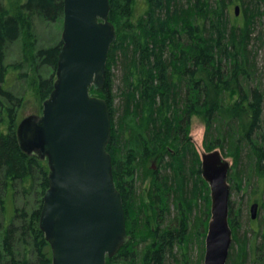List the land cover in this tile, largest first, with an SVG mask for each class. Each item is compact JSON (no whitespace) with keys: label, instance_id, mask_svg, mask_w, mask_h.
<instances>
[{"label":"trees","instance_id":"trees-1","mask_svg":"<svg viewBox=\"0 0 264 264\" xmlns=\"http://www.w3.org/2000/svg\"><path fill=\"white\" fill-rule=\"evenodd\" d=\"M226 1L144 0L137 18L134 0H109L116 39L104 85L90 93L105 99L110 113L106 150L129 240L106 264H200L210 200L188 134L192 116L204 120V148H220L234 158L231 189L244 183L246 191L264 174V56L259 66L264 0H240L233 23ZM61 16L63 0L0 1V121L6 126L0 129V264H52L39 227L49 169L45 160L20 149L15 125L20 101L3 85L7 45L33 38L35 19L52 22ZM60 48L61 42L39 49L31 60L55 71ZM53 83V75L40 80L43 100ZM258 186L259 181L253 193ZM17 196L25 200L23 207L15 205ZM228 208L240 249L228 264H264L263 255L247 260V240L234 234L230 202Z\"/></svg>","mask_w":264,"mask_h":264},{"label":"water","instance_id":"water-1","mask_svg":"<svg viewBox=\"0 0 264 264\" xmlns=\"http://www.w3.org/2000/svg\"><path fill=\"white\" fill-rule=\"evenodd\" d=\"M109 11V0H63L53 89L41 115H29L16 127L20 149L47 160L49 185L39 227L52 264H106L129 240L106 150L110 113L105 99L90 94L91 88L104 85L108 52L116 39ZM200 160L211 198L203 264H226L232 243L231 165L218 149L202 153ZM257 206H250L252 219Z\"/></svg>","mask_w":264,"mask_h":264},{"label":"rangeland","instance_id":"rangeland-1","mask_svg":"<svg viewBox=\"0 0 264 264\" xmlns=\"http://www.w3.org/2000/svg\"><path fill=\"white\" fill-rule=\"evenodd\" d=\"M0 1L3 3L5 2V0ZM210 1L212 4H214L215 2V0ZM240 4V0L226 1V5L228 7V19L231 23H233L235 7H238V14H240ZM143 9L144 0H134V16L138 18L143 13ZM62 24L63 16L52 22L37 18L34 21L33 38L22 36L23 38H19L13 43L8 44L5 49V65L7 67L6 78L3 86L13 95L15 100L18 99L20 101L15 115L16 127L22 119L29 115H41L42 104L45 100H43L39 95V82L41 79H48L52 77V75L54 76L55 80L56 76L55 71H53L52 67L46 64H42L37 60H31V57L37 50L53 47L61 42L63 29ZM263 56L264 51L261 50L259 52L260 67L263 64ZM113 73H116V69H113ZM115 85L116 82L114 83V90ZM113 92L116 93L115 91ZM1 102L6 103V101H4L3 99H1ZM2 108L4 110V107ZM5 113V111L1 113V117L5 115ZM5 127L6 126L4 125V123L0 121V129L4 130ZM204 133L205 124L203 118L198 115L192 116L190 119L188 134L199 157L202 153L208 152V150H206L203 146ZM216 149H218L221 152L222 156L230 163L231 168H234V158L225 155L226 151H222L220 148ZM152 165L153 167H155L156 163L154 162ZM240 165L241 164L239 162L236 166L235 171L239 169ZM257 178L259 179L257 180ZM257 178L255 179V181L252 180L248 183L249 188L246 191H244L243 189L244 183L239 190L231 189L229 197L233 215L236 217L235 219H237L235 220L236 227L234 229V234H236L238 238H246L247 240V260L249 258H254L257 255L264 256V174L257 176ZM257 181H259V189H257L256 192L253 193L252 190L255 189ZM244 188H246V186ZM22 198L23 197L17 196L18 200L15 202V205L17 207H23L25 200ZM209 200L211 206L210 191ZM252 203L258 204L255 212V219H252L250 215V206ZM33 205L34 201L32 202L31 200L29 206L27 207L31 208ZM204 228L205 235L203 238L204 242L202 245V254H204L205 249V236L207 232V226ZM235 243L236 241L233 239L232 230V243L229 249L226 264H228V258L230 254L232 252L238 253V251L240 250L237 244L238 242L236 243V246L234 245ZM193 255L194 257L196 256V249ZM199 263L203 264V256Z\"/></svg>","mask_w":264,"mask_h":264},{"label":"bare ground","instance_id":"bare-ground-1","mask_svg":"<svg viewBox=\"0 0 264 264\" xmlns=\"http://www.w3.org/2000/svg\"><path fill=\"white\" fill-rule=\"evenodd\" d=\"M56 79V78H55ZM55 81V80H54ZM54 84V83H53ZM46 100V99H45ZM205 250V249H204Z\"/></svg>","mask_w":264,"mask_h":264},{"label":"flooded vegetation","instance_id":"flooded-vegetation-1","mask_svg":"<svg viewBox=\"0 0 264 264\" xmlns=\"http://www.w3.org/2000/svg\"><path fill=\"white\" fill-rule=\"evenodd\" d=\"M154 162H155V161H153V163H154ZM153 163H152V164H153Z\"/></svg>","mask_w":264,"mask_h":264}]
</instances>
